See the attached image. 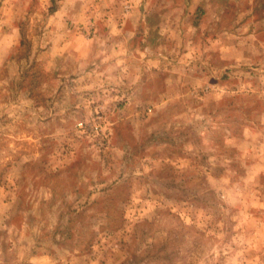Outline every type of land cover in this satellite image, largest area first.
<instances>
[{"label": "rangeland", "instance_id": "1", "mask_svg": "<svg viewBox=\"0 0 264 264\" xmlns=\"http://www.w3.org/2000/svg\"><path fill=\"white\" fill-rule=\"evenodd\" d=\"M0 264H264V0H0Z\"/></svg>", "mask_w": 264, "mask_h": 264}]
</instances>
